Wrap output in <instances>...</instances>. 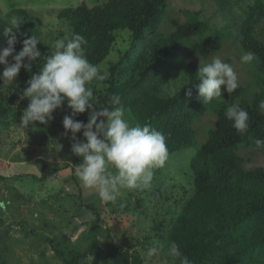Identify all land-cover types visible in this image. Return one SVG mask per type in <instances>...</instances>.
I'll list each match as a JSON object with an SVG mask.
<instances>
[{"label":"trees","instance_id":"16d2710c","mask_svg":"<svg viewBox=\"0 0 264 264\" xmlns=\"http://www.w3.org/2000/svg\"><path fill=\"white\" fill-rule=\"evenodd\" d=\"M189 13H181L188 16L187 20L180 21L175 16L166 19V0H109L93 8L81 4L61 9L57 15L64 28L61 35L85 37V54L94 65L109 56L116 43L115 31L129 32L130 46L110 66L103 88H98L96 94L93 92L97 95L94 106L97 111L102 106L110 107L108 97L118 94L133 123L150 124L164 135L169 154L192 147L197 133L194 123L203 112L199 104L195 107L191 104L194 96L199 95L195 89L199 83V64L192 58L215 57L223 39L220 30H206L197 13H191L192 18ZM13 18L20 23L14 45L20 52L23 40L30 37L36 23L31 22L26 11L12 9L6 15L0 13V34L11 26ZM263 19L264 4L256 1L248 7L239 27L238 48L242 52L252 51L256 56L255 78L246 86L252 88L251 96L244 97L245 89L239 86L220 101L214 100L213 123L203 126L205 138L189 163L191 192L185 191L184 197L174 204L178 207L176 213L172 209L164 212L173 217L166 236L167 248L174 241L190 264H264V168L246 166L264 155V149L258 150L255 146V140L264 139V113L259 109V103L264 100V37L256 36V27ZM6 45L7 40L0 35V47ZM48 49L38 48L41 57L33 62L31 72L21 68L16 78L17 89L11 88V96L0 92V115L7 114L16 96L21 98L28 81L51 55ZM92 85L96 83L90 85L93 88ZM169 85L175 88L171 93L167 91ZM189 88L191 96L187 94ZM21 103L26 109L30 102L26 101V105L21 100ZM67 103L65 99L53 117L60 120L66 115L72 116ZM234 103L249 114L250 127L243 134H238L233 122L225 116L227 107ZM21 111L12 110L16 124ZM82 116L76 114L72 118L80 121ZM62 169H68V165H55L53 170L59 173ZM64 241H67L65 236L49 240L55 256L63 264H82L89 257L99 264H142L136 252L129 253L115 246L103 250L97 243L87 252H72L67 258L59 251ZM182 257L168 256L167 260L181 264Z\"/></svg>","mask_w":264,"mask_h":264},{"label":"rangeland","instance_id":"374dc122","mask_svg":"<svg viewBox=\"0 0 264 264\" xmlns=\"http://www.w3.org/2000/svg\"><path fill=\"white\" fill-rule=\"evenodd\" d=\"M108 1L0 0V13L6 15L12 9L26 11L31 22L36 23L31 28L30 36L40 37L41 42L37 47L42 50L49 48L51 54L55 50L54 42L64 38V34L61 35L64 30L60 24L62 20L57 17L61 9L81 4L93 8ZM256 1L264 4V0H166V19L175 16L183 21L188 16L181 15L182 12H190L191 18V13H197L198 20L204 23L206 30L221 31L223 39L218 55L209 60L192 59L201 66L217 58L229 63L237 73L239 86L245 89L243 96L246 98L253 91L246 86L255 78V63L240 61L243 52L238 48L239 27L248 7L253 6ZM166 25H163V29ZM256 32V36L264 37V19L256 27ZM114 35L116 43L109 56L98 65L102 72L108 73L110 66L130 46L127 30L115 31ZM199 38L200 36L195 37L196 40ZM5 47L7 45L0 49ZM18 53L14 46L13 56ZM11 60L12 56L8 58L9 64ZM4 67L0 65V74ZM17 85L18 81L15 79L13 84L0 88V92L11 96V88L16 91ZM2 86L0 81V87ZM92 86L95 94L98 88H103ZM174 89V86L169 85L167 91L171 93ZM221 93V98L214 100L225 98L228 92L223 85ZM21 95V98L16 96L9 105L7 114L0 115V175H5L0 176V203L4 205L0 209V264H63L55 256L49 243V240L60 236L67 237V241L59 245V251L67 258L70 257L69 253H85L92 244L97 243L103 250L115 246L129 253L136 252L142 264H178L167 260L166 236L173 217L164 212L172 209L176 213L178 207L174 204L184 197L185 191L191 192L192 174L189 163L205 138L203 126L213 123L211 111L215 101L204 104L199 95L194 96L191 104L194 107L199 104L203 111L199 115V121L195 118L197 133L194 144L190 148L169 154L165 164L153 170L150 187L121 189L116 202H102L98 194L85 188L77 177L76 166L82 163V158L71 151L73 134L65 132L63 119L53 117L47 125L36 122L35 128L38 130L35 131L31 124L23 128L21 121L17 124L14 122L12 110L21 109L23 113L25 108L21 100L25 104L26 101L30 102ZM94 97L96 101L97 95ZM5 106L8 108V105ZM90 114L91 110H86L80 122L87 124ZM75 135L77 140H84L83 130ZM62 163L67 164L68 169L55 172L54 166ZM246 166L264 168V155H259L254 163ZM52 172L57 174L53 173L54 176ZM14 235L19 239L12 238ZM157 245H163V249L154 256H148V249ZM65 249L69 251L66 252ZM82 264L99 263L89 257Z\"/></svg>","mask_w":264,"mask_h":264},{"label":"clouds","instance_id":"9594fccd","mask_svg":"<svg viewBox=\"0 0 264 264\" xmlns=\"http://www.w3.org/2000/svg\"><path fill=\"white\" fill-rule=\"evenodd\" d=\"M10 24L0 34L7 40V47L0 49V65L5 66L0 74L3 83L0 88L13 84L22 67L31 72L33 62L41 57L37 48L41 39L36 35L25 38L22 50L13 56L20 23L13 18ZM86 44L85 37L78 34L54 42L55 50L44 59L43 67L31 77L23 92L22 98H27L30 103L20 121L23 128L31 124L34 131L38 130L35 123L47 125L65 99L72 116L91 110L87 124L66 115L63 127L66 133L70 131L73 134L72 153L82 158V163L76 166V174L82 185L94 190L102 202H116L121 189L150 187L153 170L165 164L169 152L161 132L150 124L140 125L131 121L118 94L108 97L110 107L102 106V110H95L97 107L93 104L95 97L90 85L95 82L97 87L102 86V82L108 79V73L88 61L84 48ZM10 56L14 63H8ZM254 59L256 56L252 51H245L240 57L241 63H251ZM197 77L199 83L195 89L204 104L221 98L222 85L228 93L239 87L233 67L219 58L203 66L199 63ZM187 94L191 96V88ZM259 109L264 113V100L259 103ZM225 116L233 122L232 126L238 134L248 131L249 114L238 103L227 107ZM82 130L84 140L80 141L75 134ZM255 146L258 150L264 149V139L255 140ZM3 207L0 203V209ZM162 249L163 245L153 246L147 254L154 256ZM167 255L171 258L182 257L174 241L168 245ZM181 264H190V261L185 256Z\"/></svg>","mask_w":264,"mask_h":264},{"label":"crops","instance_id":"0c3cea01","mask_svg":"<svg viewBox=\"0 0 264 264\" xmlns=\"http://www.w3.org/2000/svg\"><path fill=\"white\" fill-rule=\"evenodd\" d=\"M67 170V169H66ZM63 171H65V170H63ZM0 176H5V175H0ZM18 235V234H17ZM21 236V235H20ZM16 237V235H14V237H12V238H14L15 240H17V239H19L18 237L17 238H15ZM22 239H24V237H21Z\"/></svg>","mask_w":264,"mask_h":264}]
</instances>
